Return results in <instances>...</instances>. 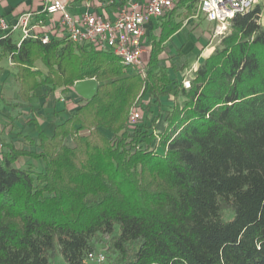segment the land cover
<instances>
[{"label":"trees","instance_id":"1","mask_svg":"<svg viewBox=\"0 0 264 264\" xmlns=\"http://www.w3.org/2000/svg\"><path fill=\"white\" fill-rule=\"evenodd\" d=\"M262 11L235 16L189 90L159 65L182 27L174 14L153 40L146 78L89 46H19L2 36L0 63L15 66L23 103L39 87L66 92L94 79L98 89L77 99L52 137L39 130L41 152L3 142L0 264H52L59 255L66 264H97L88 255L100 251L108 264H264ZM171 95L185 100L163 132L127 130L137 98ZM25 157L42 160L43 171L17 168Z\"/></svg>","mask_w":264,"mask_h":264},{"label":"built area","instance_id":"2","mask_svg":"<svg viewBox=\"0 0 264 264\" xmlns=\"http://www.w3.org/2000/svg\"><path fill=\"white\" fill-rule=\"evenodd\" d=\"M263 5L264 0H201L199 13L213 24V37L223 38L235 16L247 14L257 6L263 8ZM92 6L90 3L86 4L85 11L76 14L64 0H46L45 20L33 23V15L24 13L12 21L1 18L0 29L4 37L19 32V46L24 40L33 39L45 45L53 41L71 42L111 53L125 67L139 71L146 78L147 58L152 48L151 44L146 43L148 27L174 12L175 0H127L112 16L99 14L92 10ZM193 78L194 76L182 78L180 83L184 89H191ZM73 90L75 91V86ZM142 103L146 104L147 101L142 100L130 114L128 131L131 133L144 120ZM3 150L0 138V160ZM88 261L102 264L107 258L100 251L90 253Z\"/></svg>","mask_w":264,"mask_h":264},{"label":"crops","instance_id":"3","mask_svg":"<svg viewBox=\"0 0 264 264\" xmlns=\"http://www.w3.org/2000/svg\"><path fill=\"white\" fill-rule=\"evenodd\" d=\"M64 1L70 6L73 13L84 12L85 5L90 3L93 5V11L107 16H112L127 2V0ZM200 1L175 0V10L170 14H174L177 22H182V27L165 43V50L168 52L171 48L168 53L173 61L179 63V67L185 65V60L193 59L196 61L197 58H199V67L216 50L211 46H208L207 49L203 47V45L214 41L216 38L213 37V24L199 13ZM45 6L46 0H0V19L6 18L12 21L24 13H30L33 15V23L43 21L45 20ZM170 15L148 27L146 43L151 44V47L153 40L159 38L162 32V22ZM208 27L211 28L210 31H208ZM2 36L3 32L0 29V38ZM16 37L19 39H16ZM11 38L15 43H19L21 34L16 32L12 34ZM6 62L7 60L0 63L2 68L0 74V138L4 143L13 144L17 149L39 153L41 152L37 147L39 144V130L46 136L52 137L55 133V127L66 122L76 112L78 108L76 101L79 96L73 88L69 89L66 99H63V89L50 91L46 87H39L35 90L32 99L28 103H23L19 96V83L16 77L9 76ZM35 66L42 73L47 72L42 62H37ZM19 104L24 105V107H18ZM25 137L32 139L34 146H30L25 141ZM31 160L33 159L20 158L15 166L19 169H24L28 165L35 167ZM40 168L43 171V164Z\"/></svg>","mask_w":264,"mask_h":264},{"label":"rangeland","instance_id":"4","mask_svg":"<svg viewBox=\"0 0 264 264\" xmlns=\"http://www.w3.org/2000/svg\"><path fill=\"white\" fill-rule=\"evenodd\" d=\"M262 9H263V11H262L260 23L262 25H264V5H263ZM210 30H211V28L208 27V31H210ZM230 32H231V29H229L226 36L229 35ZM17 38L18 37H16V39ZM221 41H222V38H216L214 41H211L208 44L203 45V47H204V49H207L208 46H211L212 48L217 49V48L221 47L220 46ZM170 49L171 48H169V50ZM169 50H168V52H169ZM168 52H166V50L164 49V52L159 56V65L166 68L170 78H172V79L177 78L178 80H180L181 77L182 78H184V77L192 78V76L195 75L194 70L198 69L199 58H197L196 61H194L193 59H191L192 61L190 59H187V60H185V65H180V67H179V65H178L179 63H176V61H173L172 60L173 58L170 56V54ZM6 67L9 70V76L16 77V68L9 60H7V62H6ZM43 70H45V69H43ZM69 91L70 90L63 92L62 97H64V99H66V96H67ZM143 100L147 101L146 104L142 103V106H144L143 112H145V115H144L145 117H144V120L142 122H140V124L138 125L137 130H140V131L149 130L151 132L154 131L156 133H160V132H163L167 126L166 118L168 117V113L170 112V110H172L174 108L175 104H182V102L185 99L182 95H179V96L178 95L177 96L171 95L168 98H166V97L162 98L160 100V102H157V103H155L154 101H151L149 97H145ZM141 102H142V99L137 98V100L135 101L133 107L131 108V110L129 112V117H130L132 110L134 108H136L137 105ZM129 117H128L127 125H126L127 130H128ZM82 134H87V131L82 132ZM153 146H154V144H153ZM31 162H33L35 164V167L39 171H41L40 167L42 166V164L44 165L43 161L31 160ZM228 216H230V214H228ZM108 263L109 262H107L105 264H108ZM52 264H66V263L64 262L62 257L59 255L55 260L52 261Z\"/></svg>","mask_w":264,"mask_h":264},{"label":"water","instance_id":"5","mask_svg":"<svg viewBox=\"0 0 264 264\" xmlns=\"http://www.w3.org/2000/svg\"><path fill=\"white\" fill-rule=\"evenodd\" d=\"M98 84L96 80H84L75 84V91L84 100H91L96 95Z\"/></svg>","mask_w":264,"mask_h":264}]
</instances>
